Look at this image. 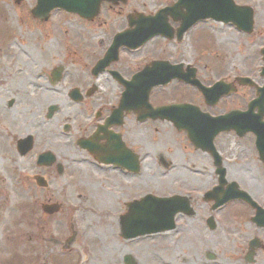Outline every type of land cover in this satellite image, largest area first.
<instances>
[{"label": "flooded vegetation", "instance_id": "obj_1", "mask_svg": "<svg viewBox=\"0 0 264 264\" xmlns=\"http://www.w3.org/2000/svg\"><path fill=\"white\" fill-rule=\"evenodd\" d=\"M135 1L102 2L89 18L59 9L44 21L28 15L55 40L46 61L22 45L0 47V167L5 169L0 177H12L7 166L18 162L33 189L26 264H264V79L243 85L237 74L219 77L232 92L209 104L194 84L210 87L217 79L200 74L196 63L183 64L194 74L172 79L167 85H178L169 99L163 88H153L151 107L189 104L211 116L249 109L247 115L236 116L237 124L221 131L196 112L177 121L152 117L143 89L130 82L151 61L164 60L149 57L154 40L179 42V23L167 17L171 39L154 35L131 46L114 44L117 34L142 27L143 16L164 7L149 11ZM176 90L190 98L173 97ZM147 161L170 177L168 184L178 176L186 184L201 182L203 193L149 194L157 200L148 201V194H113L108 184L95 204L91 194L50 192L68 167L76 169L77 178L107 175L113 183L117 177L128 190L129 180L145 174ZM52 203L58 211L49 214L43 208ZM148 209L159 229L143 234ZM80 231L88 238H78ZM14 260L5 264H18Z\"/></svg>", "mask_w": 264, "mask_h": 264}, {"label": "rangeland", "instance_id": "obj_2", "mask_svg": "<svg viewBox=\"0 0 264 264\" xmlns=\"http://www.w3.org/2000/svg\"><path fill=\"white\" fill-rule=\"evenodd\" d=\"M234 1L248 4L253 8L254 31L251 34L241 33L230 24L206 20L186 33L178 43H170L162 39L154 40L148 47L149 57L162 58L176 63L182 62L183 64L196 63L198 72L202 75L207 74L211 80H216L219 77L231 78L234 74L251 79H264L259 74L264 64L259 52L261 48H264V0ZM163 2L164 0H136L132 4L137 8H142L144 5L147 10L153 11L159 5L166 6L168 4L167 1ZM31 5L32 0H21L18 4H15L14 0H0V47L8 45L15 48L14 46L22 45L24 48H28L34 57L46 61L48 51L52 52L50 49L55 45L53 43L55 40H50L47 37V28L28 18L27 12ZM54 20H58L59 25H64L59 21V16L55 15ZM10 35H14V38L4 44L3 42ZM177 85L171 83L161 92L169 96V99ZM173 97L189 99L190 95L184 90H176L173 92ZM227 102H231L230 99ZM9 165L10 167H7L12 169V177L4 176V183H2L4 177H0V251L2 252L0 258L5 264V262H11L15 256L14 261L18 264H26L29 257L26 255L28 229L25 225L28 217V201H30L33 189L31 183L21 175L20 164L15 162L13 165L11 163ZM144 166L145 174L140 178L129 180L128 190L123 187L128 183L119 181L117 177H113V183L110 181V176L107 175H103L107 179L106 181L102 179V175L89 177L80 175L77 178L76 169L68 167L65 179L63 181L56 179L52 182L50 192L56 195L69 194L70 197L72 194H91L92 196H88V199L96 204L98 203L96 194H104L103 189L108 184H111L109 187L113 194H146L148 192L173 194L176 191L200 194L204 189L201 182L186 184L179 182L180 177L178 176H173L171 178L173 183L168 184L166 179L170 177L161 174L162 171L155 161H147L143 168ZM176 169L177 167L171 170ZM2 172L5 174V169L0 167V174ZM86 231L90 232V229ZM83 232L80 231L77 237L88 238V236H84ZM35 233L39 234V231L36 230ZM99 237L105 238V234H101ZM106 259L105 256L104 260L106 261ZM99 262V264L103 263Z\"/></svg>", "mask_w": 264, "mask_h": 264}, {"label": "water", "instance_id": "obj_3", "mask_svg": "<svg viewBox=\"0 0 264 264\" xmlns=\"http://www.w3.org/2000/svg\"><path fill=\"white\" fill-rule=\"evenodd\" d=\"M98 1L101 0H37L34 13L42 18V16L47 15V13L54 7H61L67 11L81 13L84 7L89 4H96ZM182 9L184 12H182ZM174 11L179 12L177 16L180 21V27L177 30L178 39L181 37L182 33L198 19L208 17L216 20L232 21L235 24H239L243 30L247 32L251 31L252 9L249 7H237L232 3V0H178L173 7L163 9L157 15L163 14V16H165L167 13L174 15ZM164 24H166L165 18L162 23H156V30L166 33V25ZM142 74L143 79H145L143 83L146 85V90L148 92L153 85L160 82L164 83L173 76L179 77L180 66H171L162 62L153 63L151 68L147 67ZM138 79L142 80V77L139 74ZM242 80L246 81L248 79L242 78ZM223 87L224 85H222L221 82H218L213 88ZM179 108L182 107H178V109ZM162 109H153L152 112H165L168 108H164L165 111ZM234 114L235 112H230L225 116L211 119L216 120V124L223 127L225 125V118L231 115L233 116ZM151 231L155 230H147V232Z\"/></svg>", "mask_w": 264, "mask_h": 264}]
</instances>
